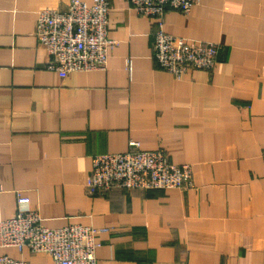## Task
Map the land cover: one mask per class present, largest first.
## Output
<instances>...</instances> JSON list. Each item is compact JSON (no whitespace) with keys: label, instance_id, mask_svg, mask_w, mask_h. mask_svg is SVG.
<instances>
[{"label":"crops","instance_id":"0c3cea01","mask_svg":"<svg viewBox=\"0 0 264 264\" xmlns=\"http://www.w3.org/2000/svg\"><path fill=\"white\" fill-rule=\"evenodd\" d=\"M110 2L107 65L61 77L36 25L66 0H0V221L21 193L47 226L107 229L97 264H264V0L168 8L166 32L220 45L212 70L181 78L154 57L155 19ZM131 140L191 163L193 186L90 193L93 156Z\"/></svg>","mask_w":264,"mask_h":264},{"label":"built area","instance_id":"2783aa9c","mask_svg":"<svg viewBox=\"0 0 264 264\" xmlns=\"http://www.w3.org/2000/svg\"><path fill=\"white\" fill-rule=\"evenodd\" d=\"M141 15L156 21L154 57L175 77L189 70H212L218 61L220 45L215 41L174 35L164 30L165 13L174 8L188 13L199 0H127ZM110 0H66V7H43L39 10L36 34L53 57L49 68L61 77L73 71L105 67L117 44L109 36ZM131 57L127 58L129 69ZM90 193H104L114 188L185 189L193 186L191 163H174L164 149H143L131 140L125 152H107L93 156L87 180ZM107 231L78 223L50 227L40 211L31 207L30 198L18 193L17 212L0 221V245L28 248L45 253L54 264H97L98 235ZM0 264H31L26 259L0 254Z\"/></svg>","mask_w":264,"mask_h":264}]
</instances>
